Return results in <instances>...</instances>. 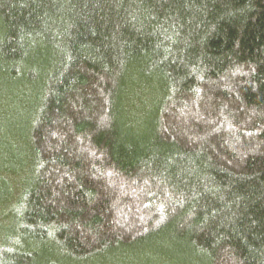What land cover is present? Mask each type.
Listing matches in <instances>:
<instances>
[{
	"label": "trees",
	"instance_id": "1",
	"mask_svg": "<svg viewBox=\"0 0 264 264\" xmlns=\"http://www.w3.org/2000/svg\"><path fill=\"white\" fill-rule=\"evenodd\" d=\"M0 264H264V0H0Z\"/></svg>",
	"mask_w": 264,
	"mask_h": 264
}]
</instances>
